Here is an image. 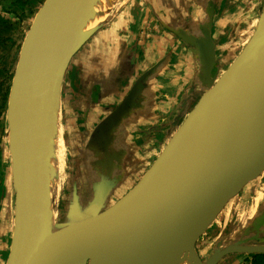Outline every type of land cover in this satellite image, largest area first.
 Here are the masks:
<instances>
[{
	"label": "water",
	"instance_id": "water-1",
	"mask_svg": "<svg viewBox=\"0 0 264 264\" xmlns=\"http://www.w3.org/2000/svg\"><path fill=\"white\" fill-rule=\"evenodd\" d=\"M97 3L45 0L23 40L6 110L15 194L6 264H221L229 256L264 255V214L240 240L219 238L206 261L197 252L198 241L230 202L264 173V8L251 38L221 76L214 74L212 13L203 43L187 30L165 26L199 56L205 93L125 194L111 200L114 189L105 181L94 186L85 205L75 191L68 215L58 221L51 215L48 138L67 73L122 8L114 10L118 0L103 22L90 26ZM159 66L140 77L93 132L101 168L113 167L125 153H116L123 137L111 135L137 107Z\"/></svg>",
	"mask_w": 264,
	"mask_h": 264
},
{
	"label": "crops",
	"instance_id": "crops-1",
	"mask_svg": "<svg viewBox=\"0 0 264 264\" xmlns=\"http://www.w3.org/2000/svg\"><path fill=\"white\" fill-rule=\"evenodd\" d=\"M210 1H214L216 7L211 38L215 44L217 63L221 60V52L226 49L222 41L226 37L223 32L226 30L227 21L230 22L226 16L220 18V14L223 11V15L228 16L232 14V9L238 7L239 10L241 0H234L233 6H229L231 0H129L127 6L122 7L108 24L98 30L77 54L69 68L77 80L75 88L77 96L73 97V101H77L79 107L73 110L78 115L82 112L86 118L83 126L93 127L92 135L102 121L129 96L135 80L159 63L160 66L149 77L146 88L136 101L137 107L130 113L134 119L129 121V114L124 125L120 126L115 134L113 132L111 140L113 137L129 139V126L135 121L141 123V127L146 124L153 125L148 134L157 130L158 126L166 127L165 123L176 128L182 122L206 91L200 80L201 60L181 40L165 32L155 37L147 33L145 27L154 18H162V24L165 25L169 19L171 22L173 20L172 25L175 24V19L179 26L176 23L174 28L187 30L203 43L202 29L209 21L207 11ZM251 1L254 7L249 9V14L254 15L260 10L258 8L256 11V7H259L264 0ZM219 27L222 31H219ZM153 28L155 29V26ZM133 48L131 61L128 57ZM229 59L231 60V56ZM130 65L134 67V71L132 75L125 77L123 69L125 67L129 73ZM168 113H172L171 120L168 118ZM156 124L158 126H154ZM136 127L140 129V126ZM168 131L162 133L166 134ZM97 142L101 143L99 140ZM119 145L116 153L122 148H119ZM161 151L162 149H159L156 158ZM148 152H150L147 153L148 156L153 155L151 149ZM126 156L129 159L133 158V154L129 152H126ZM103 169L106 170L105 167ZM143 173L141 170L139 176ZM260 190H264V173L230 202L224 210L228 212L225 214L224 211L222 212L218 217L219 221L210 226L197 246L211 227H214L215 232H219L222 224L224 228L230 227L232 236L240 240L247 226L264 214V195ZM245 199L247 201H244ZM234 201L235 204L231 206ZM221 264H254V257L229 256Z\"/></svg>",
	"mask_w": 264,
	"mask_h": 264
},
{
	"label": "rangeland",
	"instance_id": "rangeland-1",
	"mask_svg": "<svg viewBox=\"0 0 264 264\" xmlns=\"http://www.w3.org/2000/svg\"><path fill=\"white\" fill-rule=\"evenodd\" d=\"M128 1L129 0H119V3L116 5L114 10L127 6ZM15 2V0H0V16L6 20H9L11 22L10 26L12 27V31L10 33H4L0 36V83H5L3 92L7 91V88L11 87L23 40L32 24L35 14L40 8V6L37 8L38 6L35 5L33 8L34 15H31V7L26 5V10L24 11V21L18 24L20 20L15 19L14 15L8 11L10 7H14L13 4ZM230 2L231 3L229 6H233L234 0H231ZM239 4H241L239 10L238 7H236V9H232V14L228 16L223 15V11L220 14V18L226 16L230 22L227 21L226 30L223 32L226 37H224L222 41L225 44L224 46L226 49L221 52V60L215 64L216 72H219V76H221L224 71L234 62L251 38L264 7V2H262L259 7H256V11L258 8H260L257 14L251 15L249 14V9L254 7L251 0H241ZM163 19H166L165 16ZM149 23L146 24L147 26L145 25V30L147 33H151L157 37L165 32L173 37L172 33L166 32V29L159 25V23L162 24V18H154V20ZM166 24L171 28L176 25V23L172 25L170 19L166 21ZM177 25L179 26V23H177ZM154 26L155 29L153 28ZM219 31H222L220 27ZM219 31L217 29V32ZM151 40H153V38H151ZM133 54L134 48L131 49L128 57L131 61L133 60ZM230 56L231 60L229 59ZM129 67L131 68V72L129 73H127L125 67L123 69L125 77H127L129 74L132 75V72L134 71V67L132 65ZM68 72L70 73H67L64 83L62 104L60 108V127L62 128L60 129V134H62L59 138L62 145V151L60 150V153L63 158L64 168L62 177L60 180H58L57 189L54 192V217L56 221L68 215L73 205L72 203L75 191L77 192V197H79V200L83 205H85L87 199L92 200L94 186L100 183H105V181L108 182V184L111 186V189H114L113 198H111V200H115V197H119L117 195L119 193L125 194L131 187L128 186V188L126 187L124 189L121 187L119 190H117L120 187L118 186L119 183L117 184V180L115 178H112L110 181V176H108V174H111L107 171L109 170L110 172L113 169V173L116 174L117 169H119L117 174L122 172L125 174V176H129V179H131L133 178V175L126 174V168H129V166L132 164V166H138V169L145 172L153 164L159 149L163 150L165 148L172 133L176 129L175 127L168 126L167 123H165L166 127H159L156 124L154 126H158L157 130L153 129L155 131H152L150 134H148V132H150V128L153 125L146 124L145 126L141 127L142 124L135 121L129 126L130 138H123L120 142V147H122L121 150L125 153L121 157H117L113 167L109 165V167H105L108 169L107 171L105 169L103 170V168L99 166L98 162L100 160V157L98 156L101 154H98L97 157L94 155V147L96 144L94 145L90 141L93 127H84L83 124L86 118H84L82 112L81 115H78V113L73 110L74 108L79 107L77 101H73V97L77 96L75 93L77 80L74 78L70 69ZM4 115L5 118L3 116L0 121V264H6L10 249L11 236L14 227L15 199L11 179V162L8 149V138L6 135V110ZM170 117H172V113H168V118L170 119ZM133 119L134 118H132V115L130 114L129 121H132ZM137 125L140 126V129L139 127H136ZM131 127H136V129H131ZM165 130L169 131L166 134L162 133L165 132ZM150 149L151 152H153V155L150 154L148 156L147 153H150L148 152ZM126 152L134 154L135 158L133 157L129 159V157L125 155ZM112 161H115V159ZM115 174L112 175L116 176L117 174ZM114 184H117V189L114 187ZM260 192H262L264 195V190H260ZM244 201H247V199ZM234 204L235 201L231 206ZM227 212L228 211H224L223 214ZM218 221L219 218H217L215 222L217 223ZM229 228L230 227L224 228V224H222L220 231L215 232L214 227H211L204 239L200 241L199 245L197 246V252L204 261H206L216 249L215 247H217L219 238L233 235L231 231H229Z\"/></svg>",
	"mask_w": 264,
	"mask_h": 264
},
{
	"label": "bare ground",
	"instance_id": "bare-ground-1",
	"mask_svg": "<svg viewBox=\"0 0 264 264\" xmlns=\"http://www.w3.org/2000/svg\"><path fill=\"white\" fill-rule=\"evenodd\" d=\"M118 0H98L97 7L95 9V16L91 19L89 25L94 26L103 22L108 9L114 5ZM60 113H57L55 117V124L51 129V134L48 138L49 142V178L51 180V210L50 213L53 216L55 209L54 192L57 189V182L61 179L63 173V158L61 155V141H60V129H62L60 122ZM62 140V139H61ZM61 150V151H60ZM57 211V210H56ZM200 264V263H197Z\"/></svg>",
	"mask_w": 264,
	"mask_h": 264
},
{
	"label": "trees",
	"instance_id": "trees-1",
	"mask_svg": "<svg viewBox=\"0 0 264 264\" xmlns=\"http://www.w3.org/2000/svg\"><path fill=\"white\" fill-rule=\"evenodd\" d=\"M15 1L16 2L13 4L14 7L13 8L10 7L8 11L11 12L12 15H14L15 19L20 20L18 22V24H20L24 21V17H25L24 11L26 10V5L31 7L30 10L32 12L30 14L34 15L33 8L35 7V5L38 6L37 8H39V6H41L45 0H15ZM10 25H11V22L9 20H6L2 16H0V36L4 33L8 34L12 31V27ZM3 88H5V83L3 84L0 83V121L3 116L5 118L4 112L5 110H7L6 105L8 102V96H9V90H10V88H7V91L3 92L4 91ZM2 92H3V95H2ZM253 257H254V264H264V255H257Z\"/></svg>",
	"mask_w": 264,
	"mask_h": 264
},
{
	"label": "flooded vegetation",
	"instance_id": "flooded-vegetation-1",
	"mask_svg": "<svg viewBox=\"0 0 264 264\" xmlns=\"http://www.w3.org/2000/svg\"><path fill=\"white\" fill-rule=\"evenodd\" d=\"M215 9H216V7L214 6V1H210V3H209V7H208V11H207V14H208V16H209V14L210 13H212L213 14V17H214V13H215ZM176 23H178L177 21H175ZM173 22H171V24H172ZM207 24V23H206ZM206 24H205V26H206ZM159 25L161 26V27H163V28H165L166 29V32H170V33H172L170 30H168L166 27H164V26H167V27H169L167 24L165 25V24H161V23H159ZM175 26V25H174ZM212 27H213V25H212ZM211 32H212V30H211ZM150 34V33H149ZM172 35H173V37H175L177 40H180V39H178V37L176 36V35H174L173 33H172ZM144 37V35L141 37V39ZM150 39V38H149ZM129 72H131V71H129ZM214 74H218L219 75V72H216V68L214 69ZM141 76V75H140ZM136 81L137 80H135V82H134V84L136 83ZM134 84H132V86H131V88L134 86ZM167 145V144H166ZM135 155L133 154V157H134ZM119 169H117V171H116V174L119 172L118 171ZM126 170H127V173L126 174H132L133 175V178H131V179H129V176H125V174H123L122 172H120L119 174H115V173H111V175H110V179H112V178H115L116 180H117V184H118V186H120L118 189L116 188V186H117V184H114V187L117 189V190H119L121 187H122V189H124V188H128V186H130V187H133L140 179H141V177L145 174V172L147 171H145L142 175H140L139 176V173H140V169H138V166H132V164H131V166H129V168H126ZM144 170V169H143ZM124 172V171H123ZM112 174H115L116 176H113ZM129 187V188H130Z\"/></svg>",
	"mask_w": 264,
	"mask_h": 264
}]
</instances>
